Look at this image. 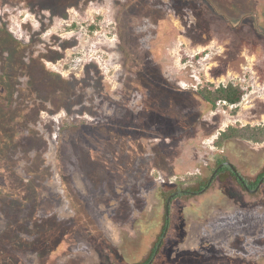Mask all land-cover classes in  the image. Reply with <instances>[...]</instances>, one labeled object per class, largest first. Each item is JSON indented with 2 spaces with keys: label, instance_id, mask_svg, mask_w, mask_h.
Instances as JSON below:
<instances>
[{
  "label": "rangeland",
  "instance_id": "obj_1",
  "mask_svg": "<svg viewBox=\"0 0 264 264\" xmlns=\"http://www.w3.org/2000/svg\"><path fill=\"white\" fill-rule=\"evenodd\" d=\"M10 66L23 196L0 200V264H137L162 190L209 178L220 156L264 169V142L217 143L264 126V0H0V77ZM229 82L238 106L196 94ZM170 217L153 264H264V187L215 182Z\"/></svg>",
  "mask_w": 264,
  "mask_h": 264
},
{
  "label": "trees",
  "instance_id": "obj_2",
  "mask_svg": "<svg viewBox=\"0 0 264 264\" xmlns=\"http://www.w3.org/2000/svg\"><path fill=\"white\" fill-rule=\"evenodd\" d=\"M13 67L14 66H10L8 72H6L3 77H0V200L5 203H9V200L23 196V193L18 189L19 183L22 180L13 170V165L9 157V151L14 148L15 143L18 140V137L16 136V130H14L13 127V125L18 122L17 119H14V116L16 115L14 103L15 88L12 83L16 76L12 71ZM196 94L207 103L210 109L215 110L222 103H224L226 106H238L244 99L246 91L241 85H236L233 82H229L228 84L223 83L218 87H215L213 84L206 83L205 85H202L200 88H198ZM234 139H241L253 143H263L264 126H229L224 132L221 133L217 143L221 146L223 142ZM226 160L228 159L225 156H220L216 160V164H214L212 173L215 172L220 163ZM210 177L202 179L199 177L195 178V184L188 188L187 191H202L207 187ZM263 177L264 169L260 173L258 180L251 181L250 187L255 188L259 183V179ZM216 178H221L223 181L231 179L237 180L235 173L229 166H224L223 168L219 169ZM212 185L213 183L211 186ZM180 190H182L181 187L177 186L169 191L162 190L165 203L167 202L168 198L176 192L179 193L173 198L172 205L177 199L186 196L184 193L180 192ZM10 204L12 206H8L9 211L15 208L14 203L10 202ZM170 226L171 220H168L165 214L164 225L161 233L158 236L157 242L150 251L149 255L143 261L137 264H146L149 262V259L152 258L159 241L162 239L163 234L165 233L166 228H170ZM165 242L166 238L164 239L162 247Z\"/></svg>",
  "mask_w": 264,
  "mask_h": 264
},
{
  "label": "flooded vegetation",
  "instance_id": "obj_3",
  "mask_svg": "<svg viewBox=\"0 0 264 264\" xmlns=\"http://www.w3.org/2000/svg\"><path fill=\"white\" fill-rule=\"evenodd\" d=\"M237 85H239V84H237ZM228 162H230V161H229V160H226V161H223L222 163H220V164L218 165L217 169L215 170V172L211 174V177H210V179H209V183H210V184L208 183L207 187L205 188L206 191L210 188V186H211L212 183H215V182L223 183V182H229V181H230V182L235 183L237 186H239V187H240L241 189H243L244 191H246V192L248 193V195H252V196L259 195V193L263 190L264 177L261 178V179H259V181H258L259 183H258V185H257L255 188L250 187V184H251V181H256V180H258L259 175H260V173H261L263 170L260 171L256 176L249 177V176H246L243 172L239 171V169L236 167L235 164H233L232 162H230V163H232V164L236 167V169H237L236 172L233 171V172L235 173L236 177H237V180L231 179V180L223 181V180H221V178H216V177H217V173L219 172V169L223 168L224 166H228V165L226 164V163H228ZM215 164H216V162H215ZM229 167H230V166H229ZM230 168H231V167H230ZM232 170H233V169H232ZM212 177H213V179H212V181L210 182V180H211ZM246 186H247V187H246ZM205 189H203V190H205ZM203 190H202V191H203ZM250 190H251V191H250ZM202 191L194 192V191L180 190V192L184 193L185 195H187V194H191V195L202 194V193H201ZM176 193H177V192H176ZM178 193H179V192H178ZM169 220H171V217H170ZM168 230H169V228H168ZM165 231H166V230H165ZM167 234H168V232H167ZM166 237H167V235H166ZM166 237H165V238H166ZM165 238L162 237V239H161V240L159 241V243H158V244L161 243L160 249H159V251H158V255H159V253H160V250H161V248H162V244L164 243V239H165ZM157 247H158V245H157ZM157 247H156V250H157ZM156 250H155V252H154L152 258L149 259V262H147L146 264L150 263V261H153L151 264H153V263L155 262V260H156L157 257H158V255L156 256V254H155V253H156Z\"/></svg>",
  "mask_w": 264,
  "mask_h": 264
},
{
  "label": "water",
  "instance_id": "obj_4",
  "mask_svg": "<svg viewBox=\"0 0 264 264\" xmlns=\"http://www.w3.org/2000/svg\"><path fill=\"white\" fill-rule=\"evenodd\" d=\"M226 164H227L228 166H230L231 169H233V171H235V172L237 171L236 167H235L232 163L228 162V163H226ZM212 179H213V177L211 178L210 182L212 181ZM209 184H210V183H209ZM246 187H247V186H246ZM205 191H206V189L203 190L201 193H204ZM250 191H251V190H250ZM177 194H178V192L175 193V194H173V195H171V196L168 198L167 202H166L165 213H166V217H167L168 220L170 219L172 200H173V198L175 197V195H177ZM167 232H168V227L166 228V231H165V233L163 234V238L166 237ZM160 246H161V243L158 244V247H157V250H156V253H155L156 256L158 255V251H159V249H160ZM152 262H153V261H150V263H148V264H151Z\"/></svg>",
  "mask_w": 264,
  "mask_h": 264
},
{
  "label": "built area",
  "instance_id": "obj_5",
  "mask_svg": "<svg viewBox=\"0 0 264 264\" xmlns=\"http://www.w3.org/2000/svg\"><path fill=\"white\" fill-rule=\"evenodd\" d=\"M160 179H161V177H160ZM164 182V181H163Z\"/></svg>",
  "mask_w": 264,
  "mask_h": 264
}]
</instances>
